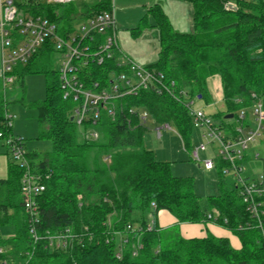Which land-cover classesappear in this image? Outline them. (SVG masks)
I'll use <instances>...</instances> for the list:
<instances>
[{
	"label": "trees",
	"instance_id": "obj_1",
	"mask_svg": "<svg viewBox=\"0 0 264 264\" xmlns=\"http://www.w3.org/2000/svg\"><path fill=\"white\" fill-rule=\"evenodd\" d=\"M188 1L193 11L191 33L175 32L160 7L149 9L160 49L157 60L146 68L161 72L166 83L173 81L175 97L153 88L124 95L115 102L113 118L101 108L96 125L99 136L94 141L78 140V127L71 118L75 103L62 97L58 71L49 62L58 56L51 39L26 64L13 67V82L21 89L26 74L45 76L44 99L16 100L36 111L37 139L52 145L50 151H28L19 139L30 172L44 185L34 200L36 232L44 235L68 229L77 237L65 248L48 247L44 237L33 242L20 195L24 168L9 164L7 177L0 179L3 258L13 264H264V213L260 229L232 183L207 195L201 207L192 177L172 174L169 162L155 158L143 144L144 124L129 113L131 107L142 108L156 123L172 122L189 152L193 127L185 104L195 99L211 103L209 77L220 79L223 109L214 115L223 122H233L224 116L256 101L264 109V0H235V10L227 9L224 0ZM15 4L23 13L55 23L60 36L74 30L71 22L76 18L88 20L111 11V0L85 5L80 11L71 2L63 8L44 0H15ZM148 26L143 17L132 34L137 36ZM120 72L129 73L117 66L114 55L102 64L90 63L79 73L94 88V82L107 86L110 73ZM235 98L242 102L235 103ZM6 114L0 97L1 140L12 136ZM4 153L9 159L6 148ZM218 174L221 183L223 176ZM262 203L264 212V197ZM160 210L170 213L175 224L222 226L238 239L240 247H233L226 236L185 237L161 228L157 224ZM2 228L11 233H2Z\"/></svg>",
	"mask_w": 264,
	"mask_h": 264
},
{
	"label": "built area",
	"instance_id": "obj_2",
	"mask_svg": "<svg viewBox=\"0 0 264 264\" xmlns=\"http://www.w3.org/2000/svg\"><path fill=\"white\" fill-rule=\"evenodd\" d=\"M44 1L62 5L72 0ZM224 1L226 7L229 1ZM56 29V24L47 18L21 12L15 0H0V78L4 84L12 83L13 67L26 64L43 43L51 39L60 57L57 71L62 97L75 103L71 118L80 128L82 140L89 142L98 138L96 125L101 108L113 118L117 109L115 102L124 95L136 94L139 89L153 88L157 92L163 91L175 97L173 81L166 83L161 72L139 66L125 55L120 61L117 60V66L127 68L129 73H110L111 80L107 86L94 82L92 88L85 84L79 73L81 68L90 63L102 64L119 52L112 11L96 14L85 20L78 30L75 29L65 36L58 35ZM182 94L186 95L184 92ZM234 102L242 101L235 98ZM185 106L192 127L202 130L203 141L189 150L191 160L205 170L216 169L220 175L229 176L245 204L246 211L256 220V226L262 229L260 218L264 213V176L261 174L258 178H251L245 169L247 160L259 157L258 153L248 156L246 150L263 134L264 109L261 102L256 101L251 106L238 108L232 113L233 122L223 123L222 126L215 124L210 115L201 108H194L193 100L187 101ZM143 110L144 112H141L131 107L129 113L145 124L149 113ZM5 117L7 125L10 126L12 116L7 113ZM155 125L154 130L158 138L162 136L163 131L172 130L170 122ZM3 142L9 158L24 168L20 179V195L23 211L30 223L29 233L33 242L44 237L48 247L65 248L77 237L68 229L54 234L46 232L44 235L36 232L33 223L37 221L38 210L34 200L44 190V185L39 176L30 172L25 159L26 150L21 146L19 139L10 136ZM182 147L185 149L184 144ZM206 151L209 155L203 157L202 153ZM210 217L209 215L208 218ZM147 228L150 229V225ZM4 252V247L0 245V264H13L1 256ZM115 256H121L120 248Z\"/></svg>",
	"mask_w": 264,
	"mask_h": 264
},
{
	"label": "rangeland",
	"instance_id": "obj_3",
	"mask_svg": "<svg viewBox=\"0 0 264 264\" xmlns=\"http://www.w3.org/2000/svg\"><path fill=\"white\" fill-rule=\"evenodd\" d=\"M89 2V1H86ZM125 3L136 5V0H124ZM71 3L79 11L81 0H72ZM113 3V11H118V5ZM124 4V3H123ZM69 3L60 5L61 8L67 7ZM115 5V6H114ZM165 8L169 12L168 19L172 25L173 30H177L178 27L184 28L188 26L190 21V31L193 32L192 12L189 9L190 4L180 2L172 3L170 1L165 2ZM123 6V5H122ZM120 7V6H119ZM139 9H131L128 11L124 20H117V31L122 47L128 48L129 54L133 57L136 63L140 66L152 64L158 58V31L155 29L153 20H147L150 24L148 27H143L137 36L132 34L133 29L140 23ZM85 20L76 18L71 23L74 30L79 29V26L84 24ZM53 70H58L60 57L52 56L49 60ZM0 78V97L5 102V108L9 115L11 133L14 138L23 139L25 147L28 151H50L52 148L51 142L46 139H37L38 124L36 120V111L33 108L25 107L22 102L16 101L24 98L27 101H39L44 99L46 95L45 88V76L43 73H28L24 77V86L21 89L18 83L12 82L4 84ZM216 86H213L212 79L208 80V86L213 90L210 93L211 103L204 104L202 100L195 99L193 101L194 108H201L204 112L209 113L210 117L218 126H222L224 120L219 116H215L214 113L223 109L221 101L215 100L220 95V86L218 77H216ZM212 98L214 100H212ZM144 112L143 109H139ZM252 120V119H251ZM155 124L150 114L147 121L144 124L143 144L150 149L155 158L162 161H167L170 164L172 174L189 176L193 179V191L199 196L201 207L204 204L205 197L207 195L216 194L219 192V188L228 187L231 184L229 176L220 177L216 169L205 170L199 167L196 163L188 157V151L182 148L183 142L178 134L177 128L171 122V131H163L162 137L158 138L155 133ZM78 140H80V128L77 130ZM201 129H192L190 143L191 146L198 145L203 139L201 138ZM248 156L258 153L257 159H249L246 162V171L250 174L251 178H258L262 174V159L264 158V138L260 137L255 143L250 144L249 149L246 150ZM203 156L208 155L203 153ZM16 163L15 160L9 158L0 152V177H6L7 166L9 164ZM168 218V217H167ZM192 226V227H191ZM168 228L180 233L181 235H195L204 236L208 232L205 230L204 224H191L179 225L172 224ZM2 233H11L7 228H2ZM193 233V234H192Z\"/></svg>",
	"mask_w": 264,
	"mask_h": 264
},
{
	"label": "crops",
	"instance_id": "obj_4",
	"mask_svg": "<svg viewBox=\"0 0 264 264\" xmlns=\"http://www.w3.org/2000/svg\"><path fill=\"white\" fill-rule=\"evenodd\" d=\"M86 1H89V2H86ZM99 1L100 0H81V5L79 6V11L84 9L85 5H91V4L97 3ZM167 1H170L172 3H180L181 1L184 2V3L188 2L190 4L189 9H191V11H192V4L188 0H136V5H133V6H130L131 4H129V3H125L124 0H114V3L116 5H118V8H117L118 11L116 10L117 14H115V11H113V3H112V0H111V11L113 13V17H114V20H115V32H116V38H117V43H118V48H119V52L116 54V60L120 61L122 59V56L125 55L126 57L130 58L133 62H135L133 57L129 54L128 48H125V46L122 47L121 41L119 39V34H118V31H117V28H116L117 20H124L126 18L125 16H127L128 11L131 10V9H134V8L139 9L138 12H141L140 15H139L140 16L139 20H141L143 17L147 18V20H150V19L153 20V18L150 17V15H149V9L152 8L155 5L160 7L161 11L168 18L169 12L165 8V6H166L165 2H167ZM228 1H229L230 4L235 5V0H228ZM153 24H154V21H153ZM191 25L192 24H190V21H189L187 27H184V28L178 27L177 30H174V31L178 32V33H191V31H190L191 30L190 29ZM155 29L158 31V28L156 26H155ZM157 37H158L157 39H158V44H159V36H157ZM159 49H160V45H159V48H158V52H159ZM136 64H138V63H136ZM146 66L147 65H145L143 67H146ZM216 77H218V76L214 75V76L209 77L207 79V88H208L209 94L212 92L213 89L210 86H208V80L212 79L213 86H216V84H215V83H217ZM218 82H219V86H220V89H221V83H220L219 77H218ZM212 100H214V99L212 98ZM215 100L222 101V89L220 91V95ZM179 137L181 138V136H179ZM181 141H182V139H181ZM191 147H193V146H191ZM4 150H5L4 142H3V140L0 139V152L2 154L6 155L4 153ZM203 153H207L209 155L208 151L203 152ZM208 155H206V156H208ZM188 157L190 158L189 152H188ZM203 157H205V156H203ZM7 175H8V166H7ZM7 175H6V177H7ZM247 175H250V174L247 172ZM179 176H181V175H179ZM6 177H0V179H5ZM175 221H176L175 218L170 213H168L165 210H160L158 212V214H157V224L161 228H167V227L171 226L172 224H175ZM179 225H183V226L189 225L190 226L191 224H189V223H180ZM205 230L208 233H211V234H213L215 236H226V237L229 238L230 243L232 244L233 247H235V248H239L240 247V243H239L238 239L235 236H233L230 232H228L225 228H223L222 226H219V225H216V224H212V223H207L205 225ZM193 236H195V235H187L185 237H193Z\"/></svg>",
	"mask_w": 264,
	"mask_h": 264
},
{
	"label": "water",
	"instance_id": "obj_5",
	"mask_svg": "<svg viewBox=\"0 0 264 264\" xmlns=\"http://www.w3.org/2000/svg\"><path fill=\"white\" fill-rule=\"evenodd\" d=\"M226 8L229 9V10H235L236 9V6L235 5H232L230 3H226ZM232 117H233V114L232 113L226 114L224 116L225 119H231Z\"/></svg>",
	"mask_w": 264,
	"mask_h": 264
}]
</instances>
